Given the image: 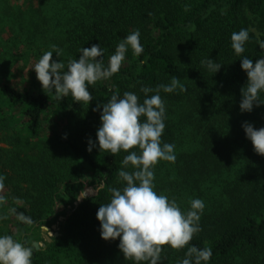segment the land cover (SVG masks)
<instances>
[{
    "label": "trees",
    "instance_id": "obj_1",
    "mask_svg": "<svg viewBox=\"0 0 264 264\" xmlns=\"http://www.w3.org/2000/svg\"><path fill=\"white\" fill-rule=\"evenodd\" d=\"M14 1L3 0L16 16L27 10L55 26L64 63L78 58L80 48L99 43L107 65L116 45L136 29L144 51L136 56L129 48L119 72L88 86L94 98L86 105L71 95L58 100L42 87L37 92L14 87L7 70L17 58L9 54L11 47L0 45V133L12 145L5 154L0 149V232L3 226L23 230L28 224L19 214L30 217V225H48L59 205L70 206L61 232L44 247L36 249L20 233L19 241L33 249L32 264H133L118 249L119 238L106 241L98 231L100 204L110 201V188L124 186L118 172L127 152L86 150L100 124L93 108L116 91L134 92L142 102V86L156 89L176 76L183 92L160 91L166 106L161 139L175 144L176 160L155 165V190L174 198L182 211L194 198L205 209L201 231L183 249L164 245L160 264H178L192 245L211 247L208 264H264V156L241 127L243 122L264 127V103L251 112L239 110L247 77L230 46L231 34L246 28L250 39L243 55L253 62L264 57L257 43L264 40V0ZM245 9L255 22L244 16ZM25 23L29 37L39 34L35 16ZM208 57L222 63L214 74L201 63ZM259 99L264 102V92ZM48 112L58 118L60 130L34 146L30 139L39 137ZM84 190L90 193L76 203ZM5 198L12 202L6 205Z\"/></svg>",
    "mask_w": 264,
    "mask_h": 264
},
{
    "label": "clouds",
    "instance_id": "obj_2",
    "mask_svg": "<svg viewBox=\"0 0 264 264\" xmlns=\"http://www.w3.org/2000/svg\"><path fill=\"white\" fill-rule=\"evenodd\" d=\"M140 35L136 29L124 37L109 56L107 65L103 59L105 50L95 43L80 48L78 58H69L67 63L53 59V53L60 57L62 50L52 45L51 50L45 51L31 68L44 92L53 91L58 100L71 95L73 101L88 105L94 98L88 86L108 80L119 72L129 48L136 56L144 51ZM249 39L246 28L233 32L230 37V46L240 58V67L247 77L241 88V112H251L254 106L264 103L259 99V94L264 92V57L253 62L243 55ZM257 43L260 49H264V40L258 39ZM201 63L212 74L222 64L210 57ZM177 89L181 92L185 90L179 78L173 76L168 84L158 85L156 89L142 86V102L134 92L126 91L121 95L116 91L106 103L93 108L100 113V124L95 141L89 138L86 150L96 147L98 151L104 150L113 155L127 152L118 172L124 186L110 188V201L100 204L96 212L98 231L106 241L119 238L118 249L133 264H160L165 259L162 256L164 245L183 249L201 231L200 219L205 209L202 199H192L188 210L182 211L174 198L170 199L155 190V165L159 161L175 163L176 160L175 144L161 139L165 129L166 106L160 91L173 93ZM241 127L253 150L264 156V127L255 128L249 122H243ZM2 179L0 177V185ZM17 219L28 225L32 223L31 218L24 214H19ZM212 254L211 247L197 248L192 245L178 264H208ZM32 255L33 249L14 239L13 235H0V264H32Z\"/></svg>",
    "mask_w": 264,
    "mask_h": 264
},
{
    "label": "rangeland",
    "instance_id": "obj_3",
    "mask_svg": "<svg viewBox=\"0 0 264 264\" xmlns=\"http://www.w3.org/2000/svg\"><path fill=\"white\" fill-rule=\"evenodd\" d=\"M14 2L20 3L22 0H15ZM6 7L5 2L0 0V45L2 47H11L12 50L9 54L13 59L15 57L17 58L14 61V64L10 65V68L7 70V77L14 87L26 90L32 89V91L37 92L40 90L41 84L36 77L35 71L31 67L39 60L45 51L51 50L52 45H57L56 34L53 30L55 26H52L51 23L49 25L45 20L40 21L37 18L38 16L33 15L27 10L23 11L25 16L18 17L13 11ZM48 15L50 14L48 13ZM30 16H35L38 22L37 24L40 27L39 34L34 37H29L31 33L26 34V28H29V26L25 22L26 18L28 19ZM244 16L255 22V16L249 10H244ZM27 45H33L34 49H28ZM61 58L62 54L60 57H57L55 53H53V59L62 61ZM25 60H28L27 63L24 62ZM56 130H60V121H58V118L53 116L52 113L48 112L47 117L42 124L41 134L38 138H31L30 143H33L34 146H39L46 142ZM11 146L12 145L11 142L8 141V137L4 133H0V149H3V154L6 153V150L11 149ZM87 185L88 182L83 180L82 186L85 187ZM89 193L90 192L88 190H84L82 192V197L88 195ZM5 200L6 205L8 202H12L9 201L8 198H5ZM80 201L81 199L78 198L76 203ZM8 208L9 207L7 206L5 207L6 210H9ZM70 209V206L61 207L59 205L56 208L55 213L46 219L48 225H26L23 230H19L17 227H15L16 229L14 227L9 229V227L3 226L2 228L4 231L0 232V235H13L14 233L13 236L16 235V238L14 239L20 240V233L24 232L30 242H37L38 247L42 248L45 246L46 235L53 237L55 232H61L62 224L69 214ZM55 215H57L56 220H54Z\"/></svg>",
    "mask_w": 264,
    "mask_h": 264
},
{
    "label": "water",
    "instance_id": "obj_4",
    "mask_svg": "<svg viewBox=\"0 0 264 264\" xmlns=\"http://www.w3.org/2000/svg\"><path fill=\"white\" fill-rule=\"evenodd\" d=\"M78 198H80V199L82 198V192L79 193ZM45 228L48 229L47 227H45ZM57 235H59V233H58V232H55V233H54V236H57ZM45 238H46V241H47V242H50V241H51V237H49V236L46 235ZM33 246H34L36 249L39 248L37 242H33Z\"/></svg>",
    "mask_w": 264,
    "mask_h": 264
}]
</instances>
